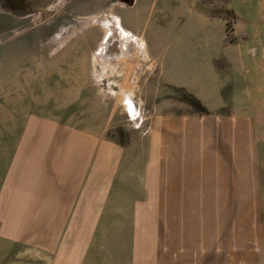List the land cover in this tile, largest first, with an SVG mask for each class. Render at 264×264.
I'll list each match as a JSON object with an SVG mask.
<instances>
[{
    "label": "rangeland",
    "instance_id": "374dc122",
    "mask_svg": "<svg viewBox=\"0 0 264 264\" xmlns=\"http://www.w3.org/2000/svg\"><path fill=\"white\" fill-rule=\"evenodd\" d=\"M259 25L264 0H0V264L63 253V210L50 220L48 207L66 151L140 165L154 118L243 108V46ZM235 223L216 227L215 254L196 263L264 264V214L257 229Z\"/></svg>",
    "mask_w": 264,
    "mask_h": 264
},
{
    "label": "crops",
    "instance_id": "0c3cea01",
    "mask_svg": "<svg viewBox=\"0 0 264 264\" xmlns=\"http://www.w3.org/2000/svg\"><path fill=\"white\" fill-rule=\"evenodd\" d=\"M253 29L257 34L243 46L253 81L243 90V108L154 118L140 165L105 162L98 147L72 148L59 159L69 174L57 172L58 186L49 192L56 197L50 220L60 209L64 215L63 253L55 264H109L106 256L110 264H198L215 254L216 227L224 235L237 219L253 220L255 229L258 220L262 225L264 25ZM249 46H256L254 54ZM104 220L112 221L111 248L103 240ZM116 248L125 253L117 259L108 255Z\"/></svg>",
    "mask_w": 264,
    "mask_h": 264
}]
</instances>
